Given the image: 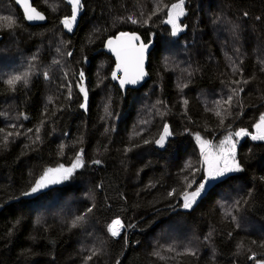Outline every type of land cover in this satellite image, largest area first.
I'll use <instances>...</instances> for the list:
<instances>
[{
    "label": "trees",
    "instance_id": "1",
    "mask_svg": "<svg viewBox=\"0 0 264 264\" xmlns=\"http://www.w3.org/2000/svg\"><path fill=\"white\" fill-rule=\"evenodd\" d=\"M178 2L81 0L69 31L67 0H33L47 16L37 26L0 0V264L264 260V140L251 138L264 115V0H184L183 31L173 36L166 21ZM125 32L153 50L150 79L123 94L102 49ZM25 73L27 83H7ZM165 125L172 137L160 146ZM241 129L247 135L236 136ZM230 134L242 171L212 181L185 209L205 156L228 155L221 141ZM77 157L67 180L50 173L60 182L24 197ZM117 218L125 229L113 237Z\"/></svg>",
    "mask_w": 264,
    "mask_h": 264
},
{
    "label": "snow or ice",
    "instance_id": "2",
    "mask_svg": "<svg viewBox=\"0 0 264 264\" xmlns=\"http://www.w3.org/2000/svg\"><path fill=\"white\" fill-rule=\"evenodd\" d=\"M17 2H20V0H17ZM68 2L71 4L72 14L70 17H65L63 19L62 23L66 29L71 31L73 24L77 20V12H78L79 7L81 5V0H68ZM183 4H184V0H179L178 3L172 4L168 10L167 23L172 24V26H173V29H172V35L173 36L177 35V32L179 30L177 28L175 19L173 17V10H177V9L179 10L178 12H176L177 17L184 15ZM153 14H155V13H153ZM245 15H247V14H245ZM26 18L30 21L31 20H42V19H44L43 15H41L39 12H37L34 8L31 9V12H28L26 9ZM129 19L131 20L132 23L138 22L137 20H134L131 17ZM9 26H11V25H9ZM129 35H131L132 39H138V37H136L135 34L121 33V36H129ZM117 39H119V37H117ZM112 44H113V41L109 40L108 45L111 46ZM147 47H148V45L140 44V46L136 49V52H137L136 63H137V66L139 68L138 75L130 76L126 66L124 67V78H119L117 76L116 72H113L112 78L113 79H119L121 87H124V85L128 84V83L135 84V83H137L138 79H142L143 76L145 75V73L143 71V61H144V51ZM112 50L115 51V49H112ZM69 55H70V53H69ZM117 58H118V60H120V58H121L119 52H117ZM121 66L122 65L120 63H118L117 69H119ZM27 75L28 74L25 73L24 76H20V75L13 76L12 78L7 80V83L12 87L15 86L16 82L21 81V80H23L25 83H27ZM80 76H81V85H78V87H79L80 92L83 93L84 99H85V103L81 104V107L86 108V101H87L88 92H87V89L84 86H82L84 73L81 72ZM234 83H236V82H234ZM233 92L235 93V89L233 90ZM231 100H232V97L229 96L226 102L230 103ZM185 103H187V101H185ZM106 111H107V109H106ZM216 115L220 116L221 115L220 111H216ZM260 120H261V123L256 125V127L258 129H260L262 127V125H264V115L261 116ZM37 131H39V130L37 129ZM8 135H11V133H9ZM169 135H171V133L169 132V127H168V125H165L163 134H161L159 140H157L156 143L160 144V146H163V141ZM235 135L239 137L242 135H247V133L245 132L244 129H241ZM37 138H39V137H37ZM251 138L253 140H264V132H262L260 135H253ZM197 139L198 140L200 139L199 136H197ZM145 143H148V141H145ZM221 144L222 145H224V144L231 145V147L226 150L228 155H226L224 157L223 167L220 166V164L217 160H211L207 156H205V163L207 164L205 176L203 177L202 181L198 184V186L196 187V189L194 191L183 193V207L185 209H190L193 206V204L196 203L197 198L200 197L202 195V193H204L206 191L207 185L209 183H211L212 181L224 178L228 173L242 171L240 164L235 160V144L232 141L231 134L228 137H226L224 141H221ZM202 148H203V145H202ZM229 160L231 162H229ZM94 163L99 164L100 161L97 160V161H94ZM80 166H81L80 158L77 157L76 163H74L70 168H63V166H61L60 168L55 169V170L49 169L47 172H45L40 177L39 180L36 181L35 185L31 188V191L25 192L24 195L28 196V195L35 194V193L41 191L42 189L48 187L51 184L59 183L60 180L51 176L50 173H53V172L62 173L61 179L67 180L72 175L74 169H76L77 167H80ZM170 195H171V193H170ZM91 210L92 209L89 208L88 212H91ZM85 216H86V213L81 215V216H78L76 218V220L73 221V227H75L76 224L79 223L80 221H83L85 219ZM122 228H123V224H122L121 220L117 218V219L113 220L112 223L108 226V231L113 237H117L120 235V231H118V229H122ZM91 258L92 257H88L87 259L90 260ZM252 259H255V257H252ZM256 264H264V260H258V261H256Z\"/></svg>",
    "mask_w": 264,
    "mask_h": 264
},
{
    "label": "water",
    "instance_id": "3",
    "mask_svg": "<svg viewBox=\"0 0 264 264\" xmlns=\"http://www.w3.org/2000/svg\"><path fill=\"white\" fill-rule=\"evenodd\" d=\"M14 1H15L16 5L20 8L22 15L24 17V20L28 25L37 26V25L45 24L47 22V16L33 5V0H20V2H17V0H14ZM33 8L37 12H39L41 15H43L44 19H42V20H31V21L28 20L26 18V9L28 12H31V9H33ZM125 33L133 34L130 32H125ZM117 37H119V39H117ZM109 40L113 41V44L111 46L108 45ZM1 41H2V37L0 36V42ZM140 44L148 45V47L144 51V61H143V71H144L145 75L143 76L142 79H138L137 83H135V84L128 83V84H125L124 87H121L119 79H113L112 74H113V72H116V74L119 78H124V67L126 66L130 76L138 75L139 68H138L137 63H136V60H137L136 49L140 46ZM112 49H115V51H113ZM102 50L106 54L110 55L114 60V66H113L112 72L110 74V80L112 81V83H114L118 86V88L120 89V91L123 94H126L127 91L130 89L133 90V89L141 88L150 79V75L148 72V63H149L150 53L153 50V43L139 42L138 39H132L131 35L121 36V33H120L114 37L109 38L106 41ZM117 52L120 53V57H121L120 60H118V58H117ZM118 63H120L122 65L119 69H117ZM83 97H84V95H83ZM87 98H88V96H87ZM170 137H172V134L166 137V139L163 141V144H166ZM55 178L58 179V176H55ZM50 186L51 185H49L48 187L42 189L41 191H39L35 194L24 196V197L27 199L35 197L38 194H40L41 192L48 189Z\"/></svg>",
    "mask_w": 264,
    "mask_h": 264
},
{
    "label": "rangeland",
    "instance_id": "4",
    "mask_svg": "<svg viewBox=\"0 0 264 264\" xmlns=\"http://www.w3.org/2000/svg\"><path fill=\"white\" fill-rule=\"evenodd\" d=\"M68 1V0H67ZM79 10H80V7H79ZM79 10H78V12H79ZM179 10L177 9V10H173V17H174V19H175V22H176V25H177V28L179 29L178 30V32H177V35L180 33V32H182L183 31V27H182V25H181V20H182V18L184 17V15L186 14V11H185V4H183V11H184V15H182V16H176V12H178ZM77 12V13H78ZM167 20H168V18H167ZM167 22V21H166ZM169 24V23H168ZM170 26H171V28L173 29V26H172V24H169ZM260 123H261V121H260ZM259 123V124H260ZM262 132H264V125H262V127L260 128V129H258L257 127H256V133L257 134H261ZM224 150H219V151H211V152H209L208 153V155H207V157L209 158V159H211V160H217L218 162H219V164H221V166L223 165V163H224V157L226 156L225 154H224ZM229 162H231L230 160H229ZM206 167H207V164H206ZM122 232H120V234H121ZM118 237V236H117Z\"/></svg>",
    "mask_w": 264,
    "mask_h": 264
},
{
    "label": "built area",
    "instance_id": "5",
    "mask_svg": "<svg viewBox=\"0 0 264 264\" xmlns=\"http://www.w3.org/2000/svg\"><path fill=\"white\" fill-rule=\"evenodd\" d=\"M121 222H122V221H121ZM122 224H123V223H122ZM124 229H125V227H124V225H123V228H122V229H118V231L123 232Z\"/></svg>",
    "mask_w": 264,
    "mask_h": 264
}]
</instances>
